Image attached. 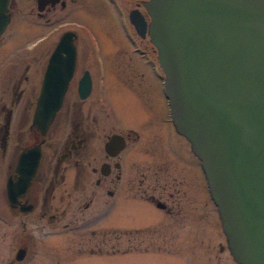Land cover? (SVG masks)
Here are the masks:
<instances>
[{"label": "flooded vegetation", "instance_id": "af4514ba", "mask_svg": "<svg viewBox=\"0 0 264 264\" xmlns=\"http://www.w3.org/2000/svg\"><path fill=\"white\" fill-rule=\"evenodd\" d=\"M145 1L21 0L25 33L37 30V43H52L31 79L28 71L36 62L22 63L12 75V54L0 60V264L30 263L34 233L45 227L86 230L99 218L118 224L112 229L118 238H129L130 247L113 254L153 245L151 236L167 230L184 232L182 245L196 246L202 264H239L228 248L201 160L172 122ZM17 5L8 0L10 21L0 35V52L7 47L4 36ZM99 5L116 21L135 61L117 68L131 72L128 80L117 77L119 97L94 93L104 76L93 78L91 70L109 68L102 49L100 62L91 47L90 13ZM137 16L146 22L141 33L132 19ZM65 34L75 46V68L60 108L43 131L33 123L36 101L49 58ZM154 73L161 78L158 87ZM85 75L91 86L82 97L79 84ZM133 209L138 221L150 211L155 217L144 224L124 222Z\"/></svg>", "mask_w": 264, "mask_h": 264}, {"label": "water", "instance_id": "95a60500", "mask_svg": "<svg viewBox=\"0 0 264 264\" xmlns=\"http://www.w3.org/2000/svg\"><path fill=\"white\" fill-rule=\"evenodd\" d=\"M145 7L172 122L201 160L230 253L239 264H264V0H147ZM7 10L0 0V35ZM132 19L146 30L141 16ZM75 56L65 34L36 101L33 123L43 131L61 106ZM90 86L83 76L82 97Z\"/></svg>", "mask_w": 264, "mask_h": 264}, {"label": "rangeland", "instance_id": "374dc122", "mask_svg": "<svg viewBox=\"0 0 264 264\" xmlns=\"http://www.w3.org/2000/svg\"><path fill=\"white\" fill-rule=\"evenodd\" d=\"M17 2V12L4 36L7 47H4V50L0 52V60L4 53L10 52L12 54V75L22 63L26 61L31 64L36 62L35 66L31 65V69L28 71V76L31 79L35 74L34 70L37 65L44 63L46 52L50 49L52 40L37 43L41 32L31 31L35 27L30 29V34L25 33L22 28L25 19L21 8L24 4L22 3L23 5L20 6L21 0H17ZM91 11L93 12L90 13L89 20L92 34L95 37V40L91 42V47L93 52L98 54L97 58L100 62L102 61L99 48L102 49L101 54L105 56L109 65L107 70L97 66L91 70L93 78L101 81V77L104 76L103 80L95 86L94 93L96 92L100 96L119 97L122 87L116 82L117 77L122 76L128 80L131 72L129 69H125L124 72H117V68L120 69L124 64L135 63V61L131 58V54L128 52L129 45L112 16L104 13L102 5L91 8ZM33 55L34 57H31ZM36 57L37 61L34 60ZM39 77L40 75H37V78L34 77L36 83H38ZM160 79L154 73L153 80L157 87L160 85ZM111 101L116 103L115 100ZM128 215L129 218L126 217L124 222L128 221L134 225L138 222V224H144L155 217V213L153 212L152 215L150 211L146 213L145 218L141 217L138 221L136 209L129 211ZM114 220L118 222L116 218ZM115 228H118V224H107L104 218L97 219L86 230L45 227L44 230L34 233L35 249L33 247V250L35 253L32 254L33 260L28 264H202L197 259L200 250L196 249V246L194 248L184 247L182 239L185 233L178 231L163 230L156 232L151 236L155 240L153 245L142 243L136 251L113 254L112 251H122L130 247L127 241L129 238L127 236L118 238L117 232L112 230ZM144 234L146 232L140 234L136 239H143ZM132 236H138V234L133 233ZM148 238L149 236L145 237V239ZM132 246L131 248H133ZM145 247L148 249H143ZM143 250L148 251L143 252ZM3 255V248H0V259Z\"/></svg>", "mask_w": 264, "mask_h": 264}]
</instances>
